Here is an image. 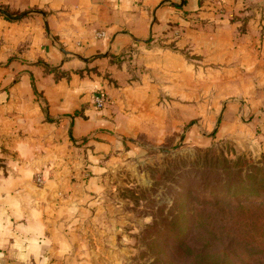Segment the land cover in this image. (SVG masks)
<instances>
[{
    "label": "crops",
    "instance_id": "crops-1",
    "mask_svg": "<svg viewBox=\"0 0 264 264\" xmlns=\"http://www.w3.org/2000/svg\"><path fill=\"white\" fill-rule=\"evenodd\" d=\"M0 9L23 14L0 13V243L22 259L95 263L78 233L115 156L99 159L156 123L159 85L181 99L165 106L171 131L191 94L229 96L225 120L203 124L260 130L264 149V0H0ZM131 61L139 80H129ZM100 90L107 101L96 108ZM35 157L41 187L32 182Z\"/></svg>",
    "mask_w": 264,
    "mask_h": 264
},
{
    "label": "rangeland",
    "instance_id": "rangeland-1",
    "mask_svg": "<svg viewBox=\"0 0 264 264\" xmlns=\"http://www.w3.org/2000/svg\"><path fill=\"white\" fill-rule=\"evenodd\" d=\"M121 61L116 60L118 66ZM125 69L129 80H139L137 64L128 62ZM210 94H191L184 123L171 131L163 120L165 106L181 99L159 85L153 114L160 123L126 134L119 148L100 157L105 165L115 156L104 166L102 191L88 198L87 223L78 233L82 247L96 255L93 264H264V196L256 199L253 189L260 180L253 171H264V149L257 142L261 131L207 128L203 119L223 122L231 100ZM176 111L173 117L181 119ZM192 128L201 138L197 131L189 133ZM80 153L83 168L85 149ZM43 172L35 157L36 187L44 185V179L37 181ZM88 177L84 173L81 179ZM4 244L0 264H38Z\"/></svg>",
    "mask_w": 264,
    "mask_h": 264
},
{
    "label": "built area",
    "instance_id": "built-area-1",
    "mask_svg": "<svg viewBox=\"0 0 264 264\" xmlns=\"http://www.w3.org/2000/svg\"><path fill=\"white\" fill-rule=\"evenodd\" d=\"M96 35L97 36H103L104 33L103 32H99ZM91 101H92L93 105L96 108H101L104 105V103L107 101V98H106L104 92L100 90V91H95V92L92 93ZM37 181L39 183H41L43 181V177L42 176H38L37 177Z\"/></svg>",
    "mask_w": 264,
    "mask_h": 264
},
{
    "label": "trees",
    "instance_id": "trees-1",
    "mask_svg": "<svg viewBox=\"0 0 264 264\" xmlns=\"http://www.w3.org/2000/svg\"><path fill=\"white\" fill-rule=\"evenodd\" d=\"M264 164V161H263ZM253 175L260 176V180L257 181L253 186V189L255 190V197L256 199H259L258 196H264V171H253ZM260 227V225L257 224V227Z\"/></svg>",
    "mask_w": 264,
    "mask_h": 264
},
{
    "label": "water",
    "instance_id": "water-1",
    "mask_svg": "<svg viewBox=\"0 0 264 264\" xmlns=\"http://www.w3.org/2000/svg\"><path fill=\"white\" fill-rule=\"evenodd\" d=\"M0 13L7 16L8 18H11V19H18V18L23 16V14L22 15H11L7 11H5L4 9H0Z\"/></svg>",
    "mask_w": 264,
    "mask_h": 264
}]
</instances>
